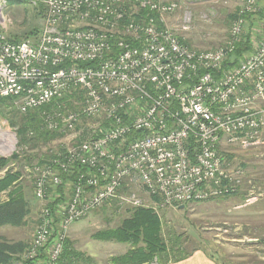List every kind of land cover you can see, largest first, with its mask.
Returning <instances> with one entry per match:
<instances>
[{
    "label": "built area",
    "instance_id": "obj_1",
    "mask_svg": "<svg viewBox=\"0 0 264 264\" xmlns=\"http://www.w3.org/2000/svg\"><path fill=\"white\" fill-rule=\"evenodd\" d=\"M13 1L46 16L34 41L0 28V101L77 143L31 169L43 208L26 259L59 264L71 226L114 201L145 207L143 195L159 210L241 190L246 170L229 156L264 145V30L250 55L229 62L261 0H245L225 43L208 50L143 14L171 15L174 2L0 0L1 20ZM63 184L67 198L51 210Z\"/></svg>",
    "mask_w": 264,
    "mask_h": 264
},
{
    "label": "rangeland",
    "instance_id": "obj_2",
    "mask_svg": "<svg viewBox=\"0 0 264 264\" xmlns=\"http://www.w3.org/2000/svg\"><path fill=\"white\" fill-rule=\"evenodd\" d=\"M160 1L174 2L178 4V9L171 15L160 17L159 21L191 47L208 50L225 43L233 22H230V15L240 9L245 0ZM2 15L4 20L0 19V28L7 36L13 40L34 41L42 32L46 10L43 6H34L27 1H13L3 7ZM259 29L254 34L255 41L262 37L263 28ZM23 116L11 102L0 105V158H10L14 153H22L19 160L9 162V166L0 172V177L9 169L21 172V187L32 213L26 228H1L0 236L12 242L24 241L29 244L43 208V204L34 195L31 169L40 164L44 156H50L59 149L66 150L77 143L73 138L63 136L46 144L40 142L34 147H20L18 128ZM15 133L17 141L14 142L13 138L12 148L7 140L14 137ZM3 145H6V149L1 150ZM230 156L234 165H241L246 170L245 185L237 194L187 204L184 209H153L160 215L165 231H168L164 236L168 246L181 247L178 257H190L195 252H203L221 264H264V145L248 151L234 149ZM6 197L7 193L4 192L0 201L6 200ZM141 198L144 200V208H154L150 199L143 195ZM133 208L136 207L119 201L107 205L105 210L100 208L87 218L75 222L69 230L68 239L73 242L77 251L91 257L94 264H113L112 257L126 253L130 245L100 241L94 235L99 231L118 227L123 219L129 217Z\"/></svg>",
    "mask_w": 264,
    "mask_h": 264
},
{
    "label": "trees",
    "instance_id": "obj_3",
    "mask_svg": "<svg viewBox=\"0 0 264 264\" xmlns=\"http://www.w3.org/2000/svg\"><path fill=\"white\" fill-rule=\"evenodd\" d=\"M239 10L230 15V22L238 17ZM263 12L264 0H261L260 12L245 14L246 25L242 41L237 45L234 54L231 56L229 65L236 64L240 58L250 55L254 51L253 39L256 29L262 27L264 30ZM143 14L153 17L163 27L156 12L144 11ZM35 34L32 33V35ZM181 41L191 47L184 40ZM10 102V98L3 99L0 101V105H7ZM19 125L20 147L27 145L34 147L40 142L46 144L64 136L49 132L42 127L43 123L38 112H30L24 115ZM64 151V149H59L57 152L63 153ZM21 154L14 153L10 158H0V172L9 166V162L19 160ZM56 157V152L50 156L46 155L43 158L44 160L40 161V164L48 163ZM78 172L77 168L76 172L63 176L64 183L75 181ZM21 176L20 171L9 169L4 176L0 177V196L4 192L7 193L6 200L0 201V229L6 227L26 228L29 225L32 211L21 187ZM56 191L60 194V197H55L53 202L48 204L51 210L56 209L60 203L66 200L68 195L64 184L58 187ZM114 203H117V201H114ZM106 207L104 206L102 209L105 210ZM39 222L40 220L38 219L37 225ZM165 234H168V231H165L163 221L156 211L152 208L136 207L130 210L129 217L123 219L118 227L99 231L94 235V238L100 241H113L130 245V249L126 253L112 257L113 264H168L187 258L189 255L178 257L177 253L181 252V247L176 245L169 247L164 238ZM29 247L30 243L27 244L24 241L12 242L6 237L0 236V264H13L15 262H19V264H34L33 261L24 257ZM40 259L45 261V252H43ZM92 260L91 257H87L84 253L77 251L73 246V242L67 239L59 264H94Z\"/></svg>",
    "mask_w": 264,
    "mask_h": 264
},
{
    "label": "crops",
    "instance_id": "obj_4",
    "mask_svg": "<svg viewBox=\"0 0 264 264\" xmlns=\"http://www.w3.org/2000/svg\"><path fill=\"white\" fill-rule=\"evenodd\" d=\"M168 264H221L219 261L203 252H195L192 256L178 262Z\"/></svg>",
    "mask_w": 264,
    "mask_h": 264
},
{
    "label": "water",
    "instance_id": "obj_5",
    "mask_svg": "<svg viewBox=\"0 0 264 264\" xmlns=\"http://www.w3.org/2000/svg\"><path fill=\"white\" fill-rule=\"evenodd\" d=\"M184 208H185V206H184V205H182V206H180V207H179V209H184Z\"/></svg>",
    "mask_w": 264,
    "mask_h": 264
}]
</instances>
